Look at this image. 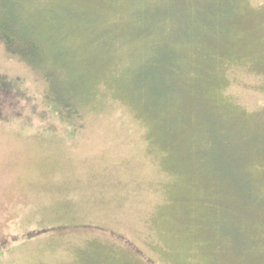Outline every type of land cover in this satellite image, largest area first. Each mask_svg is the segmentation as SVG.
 I'll use <instances>...</instances> for the list:
<instances>
[{
	"label": "rangeland",
	"instance_id": "obj_1",
	"mask_svg": "<svg viewBox=\"0 0 264 264\" xmlns=\"http://www.w3.org/2000/svg\"><path fill=\"white\" fill-rule=\"evenodd\" d=\"M15 1L43 54L0 40V264H264V0Z\"/></svg>",
	"mask_w": 264,
	"mask_h": 264
},
{
	"label": "trees",
	"instance_id": "obj_2",
	"mask_svg": "<svg viewBox=\"0 0 264 264\" xmlns=\"http://www.w3.org/2000/svg\"><path fill=\"white\" fill-rule=\"evenodd\" d=\"M223 5L229 6V9L228 12H223L222 10L220 24L224 20L229 18L230 14L232 13V8L228 0ZM205 7H206V11L212 17H214L215 16L213 9L214 1L213 3L206 4ZM187 10L189 13L192 11V9L190 8H188ZM172 24H171V28H173V26L176 25L175 22L174 23L172 22ZM172 33H174V29ZM0 40L5 44L7 50H9L12 53L18 54L20 57L23 58L22 60L27 64L28 63L31 64V62L36 57L41 56L43 54V48L40 45V42L38 41V39L34 38L32 32L28 30L24 14L15 0H0ZM176 40L177 39H175V41ZM163 54L165 55V57L162 58L161 63L164 70L161 68L159 69V74H155V76L158 79L156 81L153 80V82L148 85V90L146 92L147 96L152 97L151 102H153V104L156 107H158L161 101L166 98L168 92L167 88L164 87L166 84L165 81H162L161 78L159 80V77L164 78V75H168L169 80L171 81V88L174 89L175 87H177V84L179 83L180 79H182L183 76H185L183 75V72L180 71V69L178 68V63H177V61L180 62V59H183L184 56L178 57V55H176L174 52H169L168 55H166L164 51ZM186 65H187V72L190 74L192 68L188 67L187 62ZM173 91L174 90H172L171 92ZM149 105L147 106L148 108ZM217 148L219 149V154L217 156H214L213 159L211 158L212 160L211 162L215 167L216 172L220 171L222 175V176L220 175L221 178H223L226 181L227 178L231 176V173L227 172L224 166V160L227 159L228 155L226 152L222 151L220 147ZM235 189L236 192H234V196L235 199L237 200L236 202L238 203V207L245 208L246 206H251V207H255L259 211L262 210L261 208H263L264 205L262 206L261 204L262 203L264 204V200L258 198L257 195L251 191L250 192L253 195L250 192L246 193L244 190H247V188L244 187L243 185L240 186L237 185ZM222 235L228 236L232 239L235 238L234 240H236V236L233 233L228 232ZM240 248L241 247L239 246L238 250Z\"/></svg>",
	"mask_w": 264,
	"mask_h": 264
}]
</instances>
